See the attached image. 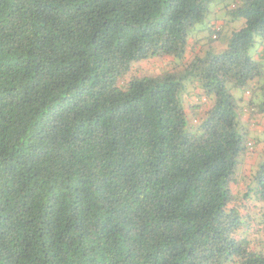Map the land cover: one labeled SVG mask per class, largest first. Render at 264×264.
<instances>
[{
  "label": "trees",
  "instance_id": "obj_1",
  "mask_svg": "<svg viewBox=\"0 0 264 264\" xmlns=\"http://www.w3.org/2000/svg\"><path fill=\"white\" fill-rule=\"evenodd\" d=\"M256 117L264 0H0V264H264Z\"/></svg>",
  "mask_w": 264,
  "mask_h": 264
},
{
  "label": "rangeland",
  "instance_id": "obj_2",
  "mask_svg": "<svg viewBox=\"0 0 264 264\" xmlns=\"http://www.w3.org/2000/svg\"><path fill=\"white\" fill-rule=\"evenodd\" d=\"M214 22V21H212ZM228 27V26H226ZM227 28H225L226 30ZM212 49L216 52L221 51L225 49V45L222 43H219L218 41H215L211 44ZM158 63L155 60H149L146 63H139L135 65L136 72L141 73L143 75H152L155 71L159 70ZM238 93V92H237ZM239 105H243L242 102L238 103ZM187 109V108H186ZM187 111H189L187 109ZM190 117V113H188ZM244 118V117H243ZM253 120V121H252ZM251 121H247L248 123V129L251 131V137L257 138L259 136V133L262 132V128L264 127V118L256 117L255 120L252 118ZM260 146H257V149L259 150ZM255 158V159H254ZM255 162H257V157L255 154H251L249 158L245 161L244 165L242 166V169L245 171V173L249 174L250 170L255 166ZM237 190V189H236Z\"/></svg>",
  "mask_w": 264,
  "mask_h": 264
}]
</instances>
